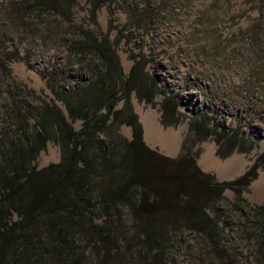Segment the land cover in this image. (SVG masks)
<instances>
[{
  "label": "trees",
  "instance_id": "trees-1",
  "mask_svg": "<svg viewBox=\"0 0 264 264\" xmlns=\"http://www.w3.org/2000/svg\"><path fill=\"white\" fill-rule=\"evenodd\" d=\"M89 2L96 15L114 0ZM3 7L5 20L24 31L44 13L74 20L66 0H7ZM108 39L81 30L69 57L92 55V71L84 62L80 70L53 63L44 73L54 95L49 102L33 105L26 98L33 94L10 78L3 82L10 120L0 131V264H264V204L245 197L259 167L222 182L200 168L192 138L214 137L223 159L251 145L195 116L176 158L152 149L130 97L152 103L158 83L138 56L125 77ZM18 58L0 42L1 66L10 71ZM173 98L162 105L165 127L178 122L167 117L178 112ZM50 142L59 146L60 162L39 169Z\"/></svg>",
  "mask_w": 264,
  "mask_h": 264
},
{
  "label": "rangeland",
  "instance_id": "rangeland-1",
  "mask_svg": "<svg viewBox=\"0 0 264 264\" xmlns=\"http://www.w3.org/2000/svg\"><path fill=\"white\" fill-rule=\"evenodd\" d=\"M6 1L0 0V10ZM66 2L73 8L71 24L61 17L44 13L35 15L24 31L5 20L7 12L0 14L2 24H7L0 27L2 47L19 57L8 64L10 71L0 65V131L10 120L6 114L8 98L3 85L7 78L16 87L33 94L26 96L29 103L49 102L54 95L44 73L52 69L53 63L80 70L84 62L85 69L92 71L96 61L92 55L86 59L69 57V47L72 41L79 39L81 30L108 36L125 77L138 56L143 72L158 83L152 103L148 99L140 100L137 93L131 94V102L140 120L151 119L162 135L168 133L176 138V149L167 152L161 144L152 142L151 137L146 140L144 136L146 144L176 158L188 136L190 120L205 116L210 120V127L234 132L251 147L223 159L218 154L214 137L201 142L192 138L193 151H200V168L225 182L234 181L251 168L259 167V177L245 197L252 205H263L264 0H114L96 15L92 14L89 0ZM13 9V6L8 7L11 18H14ZM43 28H49L47 31H52L51 34L46 35ZM169 96L174 97L170 107L176 106L178 112L171 109L175 116L170 113L167 117L172 121L178 119V122L165 127L162 105ZM123 105L121 102L118 109ZM74 127L80 130L81 122H76ZM121 134L132 138L127 126L121 128ZM207 155L213 156L220 167L208 168L204 163ZM60 158L59 146L50 142L40 154L37 166L46 168L59 163ZM237 158L242 161L240 171L226 175L225 166ZM226 196L234 199L230 191Z\"/></svg>",
  "mask_w": 264,
  "mask_h": 264
},
{
  "label": "bare ground",
  "instance_id": "bare-ground-1",
  "mask_svg": "<svg viewBox=\"0 0 264 264\" xmlns=\"http://www.w3.org/2000/svg\"><path fill=\"white\" fill-rule=\"evenodd\" d=\"M144 126V130H145V139H149V137L152 138V142L156 143V144H161L164 148V150H166L167 152L169 151L171 153V151H175L176 149V138L174 136H172L171 134L168 135H162L160 133V131L155 127L153 121L151 119H141L140 120ZM146 121L148 123H146ZM204 163L207 164L208 168H218L220 166H218V162L213 158V156L211 155H207L206 158L204 159ZM242 161L240 158H237L236 161H231L229 162L225 168H226V175H233L232 172L235 171H240V167H241ZM264 181V180H263Z\"/></svg>",
  "mask_w": 264,
  "mask_h": 264
}]
</instances>
